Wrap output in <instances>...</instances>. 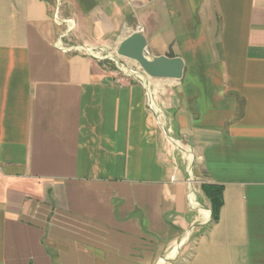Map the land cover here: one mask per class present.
Masks as SVG:
<instances>
[{"label": "crops", "instance_id": "crops-1", "mask_svg": "<svg viewBox=\"0 0 264 264\" xmlns=\"http://www.w3.org/2000/svg\"><path fill=\"white\" fill-rule=\"evenodd\" d=\"M57 8L0 0V264H264V0H75L66 45L184 59L152 101Z\"/></svg>", "mask_w": 264, "mask_h": 264}, {"label": "water", "instance_id": "water-1", "mask_svg": "<svg viewBox=\"0 0 264 264\" xmlns=\"http://www.w3.org/2000/svg\"><path fill=\"white\" fill-rule=\"evenodd\" d=\"M147 39L141 31H135L124 38L118 48L120 56L135 60L151 77L181 79L184 75V59L170 47L164 55L150 56Z\"/></svg>", "mask_w": 264, "mask_h": 264}, {"label": "rangeland", "instance_id": "rangeland-1", "mask_svg": "<svg viewBox=\"0 0 264 264\" xmlns=\"http://www.w3.org/2000/svg\"><path fill=\"white\" fill-rule=\"evenodd\" d=\"M74 1L75 0H61V12H60L61 18L65 17L67 19H72V21H74V19H73V17H74V14H73L74 13ZM73 25L71 24V28L73 27ZM64 26L67 28L66 24H64ZM119 44L120 43L118 41L114 42L112 40L111 42H108L106 44H98L96 46H91L94 49L95 55L97 56L94 58L105 61V63H107L106 67H110L112 70L114 69L115 71H118V72L124 73L121 70L122 67L120 64H122L123 66H125L126 71H127V69H129L132 71H138L140 73H144L143 69L141 68V66L139 65L138 62H136L135 60H132V59L118 55L117 48H118ZM107 55H113V56L117 57V61L114 59H111V58H105V56H107ZM98 56L100 58H98ZM130 73H132V72H130ZM128 76L130 77L131 75H128ZM131 77H133V76H131ZM134 80H136V79H134ZM150 80L152 81V78ZM183 146H184L185 150H189V148H190V146L184 145V142H183ZM186 155L188 156L187 153H186ZM188 163H189V161L187 159V164ZM191 165H192V167H191V169H189V172H190L191 176H193L192 171H193L194 160H193V164H191ZM189 172H188V174H189Z\"/></svg>", "mask_w": 264, "mask_h": 264}, {"label": "built area", "instance_id": "built-area-1", "mask_svg": "<svg viewBox=\"0 0 264 264\" xmlns=\"http://www.w3.org/2000/svg\"><path fill=\"white\" fill-rule=\"evenodd\" d=\"M57 3H58V8L56 10V13H55V21L58 23V24H66L67 25V28L66 30L63 32H60L59 34V37L57 39V46L63 50H66V51H76V52H80V53H83L85 55H88V56H92V57H97L95 55V52H94V49L91 47V46H88V45H66L63 41V38L64 36L67 35V33L69 32V30L71 29V24L73 25L74 24V21H72V19H64V18H61V15H60V7H61V0H56ZM136 31H141V29H138ZM135 32V31H134ZM98 58H100L98 56ZM105 58H111V59H114L117 61V57L113 56V55H107L105 56ZM116 58V59H115ZM121 65V70L125 73V74H128V75H131L134 77V79H136L137 81H140L142 82L145 87L147 88V91L148 94H150V99H151V84H150V79L153 78L151 76H149L148 74H146L145 72L144 73H140L138 71H132V73H129L126 71L125 69V66H123L122 64ZM152 101V99H151Z\"/></svg>", "mask_w": 264, "mask_h": 264}, {"label": "trees", "instance_id": "trees-1", "mask_svg": "<svg viewBox=\"0 0 264 264\" xmlns=\"http://www.w3.org/2000/svg\"><path fill=\"white\" fill-rule=\"evenodd\" d=\"M83 3H89L91 6L95 4V0H80ZM109 63V62H108ZM103 64L106 65L105 61ZM202 188L210 199L211 202V211H212V221L216 222L220 218L221 209L224 205V188L221 185L216 184H203Z\"/></svg>", "mask_w": 264, "mask_h": 264}, {"label": "bare ground", "instance_id": "bare-ground-1", "mask_svg": "<svg viewBox=\"0 0 264 264\" xmlns=\"http://www.w3.org/2000/svg\"><path fill=\"white\" fill-rule=\"evenodd\" d=\"M126 69V68H125ZM127 71L130 73V72H132L131 70H129V69H127Z\"/></svg>", "mask_w": 264, "mask_h": 264}]
</instances>
